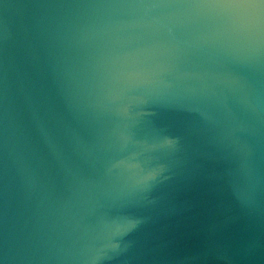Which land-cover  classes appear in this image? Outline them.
I'll use <instances>...</instances> for the list:
<instances>
[{
  "label": "water",
  "instance_id": "95a60500",
  "mask_svg": "<svg viewBox=\"0 0 264 264\" xmlns=\"http://www.w3.org/2000/svg\"><path fill=\"white\" fill-rule=\"evenodd\" d=\"M0 264H264V0H0Z\"/></svg>",
  "mask_w": 264,
  "mask_h": 264
}]
</instances>
